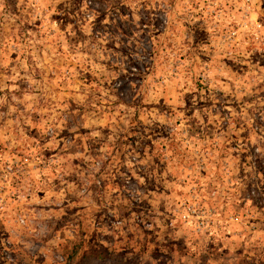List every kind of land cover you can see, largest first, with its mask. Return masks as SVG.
<instances>
[{
  "label": "rangeland",
  "instance_id": "rangeland-1",
  "mask_svg": "<svg viewBox=\"0 0 264 264\" xmlns=\"http://www.w3.org/2000/svg\"><path fill=\"white\" fill-rule=\"evenodd\" d=\"M0 264H264V0H0Z\"/></svg>",
  "mask_w": 264,
  "mask_h": 264
}]
</instances>
